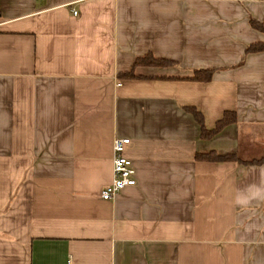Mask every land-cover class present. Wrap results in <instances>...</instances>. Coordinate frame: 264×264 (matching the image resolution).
<instances>
[{"label":"crops","instance_id":"crops-1","mask_svg":"<svg viewBox=\"0 0 264 264\" xmlns=\"http://www.w3.org/2000/svg\"><path fill=\"white\" fill-rule=\"evenodd\" d=\"M251 21L264 0H0V264H264V201L236 204L264 165ZM186 107L235 120L202 137ZM115 137L136 185L103 201Z\"/></svg>","mask_w":264,"mask_h":264},{"label":"trees","instance_id":"trees-1","mask_svg":"<svg viewBox=\"0 0 264 264\" xmlns=\"http://www.w3.org/2000/svg\"><path fill=\"white\" fill-rule=\"evenodd\" d=\"M251 23L258 27L259 29L264 31V27L261 25H257L254 21H251ZM249 50L252 51H260L264 50V44H254L250 46ZM173 64V61L167 60L164 58H156L151 54H146L144 56H139L136 57L133 67L138 66V65H151V66H166V65H171ZM213 70L212 69H197L194 70L193 75L190 77L191 80L195 81H208L212 77ZM121 77H135L133 74V68L129 72L121 73ZM186 110L189 111L195 118V120L200 124L201 126V136L202 137H208L213 135L215 132L220 130L224 125L233 122L235 120V116L232 113L226 112L223 117L218 120L215 128L213 130H206L204 125H203V119L201 114L194 109L193 107H186ZM195 158L199 160H233L235 159L234 156L231 155H226V156H219L215 153H206V154H197L195 155ZM257 163H262L264 162V159H259L255 161Z\"/></svg>","mask_w":264,"mask_h":264},{"label":"built area","instance_id":"built-area-1","mask_svg":"<svg viewBox=\"0 0 264 264\" xmlns=\"http://www.w3.org/2000/svg\"><path fill=\"white\" fill-rule=\"evenodd\" d=\"M77 14V11H73ZM128 137H115L113 140L112 180L101 192L103 201L113 200L122 190L136 185L135 169L131 159L126 155Z\"/></svg>","mask_w":264,"mask_h":264},{"label":"clouds","instance_id":"clouds-1","mask_svg":"<svg viewBox=\"0 0 264 264\" xmlns=\"http://www.w3.org/2000/svg\"><path fill=\"white\" fill-rule=\"evenodd\" d=\"M259 183H253L246 188L239 190L236 198V204L240 207H247L253 201H264V165L259 166L258 169Z\"/></svg>","mask_w":264,"mask_h":264}]
</instances>
